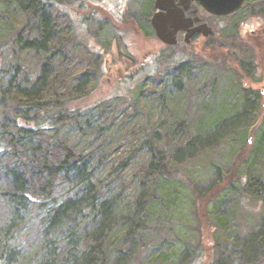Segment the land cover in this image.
Segmentation results:
<instances>
[{"label": "rangeland", "instance_id": "1", "mask_svg": "<svg viewBox=\"0 0 264 264\" xmlns=\"http://www.w3.org/2000/svg\"><path fill=\"white\" fill-rule=\"evenodd\" d=\"M63 1V10L73 16L98 17L76 25L84 34L74 42L77 52L80 49L83 54L85 44L97 46L104 54L105 65L116 52H130L137 66L130 67V74L135 73L136 79L151 76L145 85L147 91L139 99H111L112 108L117 107L112 120L109 113L88 110L69 123L66 135L63 133L90 155L94 180L107 198L116 202L117 226L105 243L108 264H264V194L255 196L247 185L251 168L255 176L264 177V0H248L227 17L203 13L217 32L216 40L241 54L243 61L239 62L222 49L221 55L220 50L213 54L218 61L208 59L203 36L188 46L182 38L173 50L168 48L152 34L150 19L155 0ZM116 3L120 5L110 12L112 15L97 7L113 10ZM13 6L8 0H0V91L13 75L8 69L24 45L18 43V34L28 25ZM51 12L59 25H70V18L61 10ZM244 40L254 49V61L249 57L252 53L243 54L236 45ZM171 53L186 58L180 70L174 64L159 62L161 56ZM20 54L25 66L34 70L35 78L40 76L38 59ZM90 64L94 67L93 62ZM121 65L111 69H129L127 63ZM182 77L186 85L179 89ZM107 78L104 76L89 98L112 91L121 93L128 85L131 94H137V82L121 86ZM179 121L189 126L190 136L179 128ZM150 136L157 145L169 148L175 176L150 180L148 190L153 184L157 189L148 212L133 206L130 214L135 216L126 220L125 207L141 194L139 165L146 159ZM190 139L195 140L194 146ZM228 182L229 187L200 211L193 186L207 193ZM7 187V182L0 179V260L7 259V244L23 242L16 264H42L61 247L51 243L52 235H46L34 211L17 214L10 208L2 195ZM78 187L76 180L71 181L59 193L75 192ZM138 219L143 221L141 228H136ZM106 220L102 210L97 212L89 206L76 223L84 232L101 234ZM4 221L11 223L5 227Z\"/></svg>", "mask_w": 264, "mask_h": 264}, {"label": "trees", "instance_id": "2", "mask_svg": "<svg viewBox=\"0 0 264 264\" xmlns=\"http://www.w3.org/2000/svg\"><path fill=\"white\" fill-rule=\"evenodd\" d=\"M8 4L17 7L19 14L28 20V25L18 34V43L24 45L15 55L17 60L8 69L12 70L13 75L6 88L0 91V179L3 178L8 184L2 195L17 214L34 211L42 221L46 235H52L51 243L61 247L60 252L49 254L42 264H108L105 243L117 226L116 202L107 198L94 180L95 168L90 155L63 133L66 135L65 129L69 123L77 121L88 110H100L102 115L109 113L107 116L112 120L117 107L112 108L111 99H139L147 91L145 85L151 76L136 79L138 77L134 73L130 79L136 81L129 79L120 83L124 86L137 82V94H131L133 90L128 85L124 92L112 91L109 95L89 98L103 82L106 68L104 54L100 48L89 44L82 47L81 54L80 49L77 52L74 42L84 36L76 25L98 19L97 15L73 16L70 11L63 10V0H8ZM53 9L61 10L70 18L68 27L59 25L56 15L51 12ZM216 33L214 29L211 36L205 37L202 45L205 46L207 58L218 61L213 54L220 50L218 54L221 55L222 49L230 51L236 62L243 61L235 48H232V52L230 47L216 40ZM247 42L244 40L236 45L243 54L252 53L249 57L254 61V49ZM105 48L109 52L110 49ZM20 53L38 59L40 76L35 78L34 70L30 65L25 66ZM197 54L202 55L201 52ZM185 59L171 53L161 56L159 62L165 66L174 64L180 70ZM92 62L94 67H91ZM185 85V78L182 77L177 86L180 89ZM178 126L190 136L189 126L185 122L179 121ZM151 138L145 149L146 159L139 165L141 194L135 202L125 207L123 216L126 220H132L135 216L130 214L133 206L148 212V205L152 203L157 189V185L153 184L148 190L146 185L150 180L158 182L175 176L169 148L157 145ZM190 144L194 146L195 140L190 139ZM253 170H249L247 185L260 198L264 194V177L255 176ZM75 180L79 183L75 192L59 193L65 184ZM230 183L224 187L214 186L207 193L193 186L200 211L206 210L207 205ZM89 206L97 212L102 210L108 219L101 234L84 232L76 223L79 215ZM4 223L8 227L11 221ZM143 226V221L138 219L136 228ZM75 228L78 230L75 231ZM6 248L7 259L0 260V264H16L24 243L20 242L17 246L7 244Z\"/></svg>", "mask_w": 264, "mask_h": 264}, {"label": "water", "instance_id": "3", "mask_svg": "<svg viewBox=\"0 0 264 264\" xmlns=\"http://www.w3.org/2000/svg\"><path fill=\"white\" fill-rule=\"evenodd\" d=\"M247 0H155L151 25L156 36L166 45L174 46L179 33L185 32V42L190 43L196 34L209 37L213 28L200 16L204 9L216 16H228L238 12Z\"/></svg>", "mask_w": 264, "mask_h": 264}, {"label": "flooded vegetation", "instance_id": "4", "mask_svg": "<svg viewBox=\"0 0 264 264\" xmlns=\"http://www.w3.org/2000/svg\"><path fill=\"white\" fill-rule=\"evenodd\" d=\"M248 1V0H247ZM247 3V2H246ZM246 3H245V5H246ZM120 5V4H119ZM119 5L116 3V5L113 7V10L112 9H108V8H106L105 9V7L103 6H100V5H98L97 7L99 8V9H103V11L105 12V11H108V13H113V11L115 12V9L117 8V6H118V8H119ZM244 5V6H245ZM243 6V7H244ZM242 7V8H243ZM92 9V8H91ZM111 10V11H110ZM154 10L156 11V9H155V4H154ZM154 11V12H155ZM204 12H206L204 9H202L201 10V12H200V16L201 17H204V15H203V13ZM110 13V14H111ZM206 13H208V12H206ZM110 14H108V15H110ZM209 14V13H208ZM112 15V14H111ZM209 15H211V16H214V17H216V18H218V17H227V16H216V15H212V14H209ZM229 16V15H228ZM205 18V17H204ZM116 19V18H115ZM150 22H151V19H150ZM213 30H214V28H213ZM201 36H203L202 34H196V35H194L192 38H191V41H190V43H187V42H185V32H181V33H179V41H178V43H177V45H179L180 43H181V40H182V38H183V42H184V44H186L187 46L188 45H190V44H192V43H194V40L195 39H198V38H200ZM204 37V36H203ZM166 45V44H165ZM177 45H174V47L175 46H177ZM169 46V45H168ZM149 56V55H148ZM133 57L134 56H132L131 54H130V52H129V54L128 55H124L123 53H118V52H116V54L112 57V59L111 60H108V63L106 62V68H105V75L104 76H106V77H108L107 78V80L108 81H110V82H113V83H115V84H120L121 82H128L129 81V79H130V77L133 75V74H130V72L132 71V69H133V67H137V66H135L134 64H133ZM146 57H147V55H146ZM149 58V57H148ZM148 58H146L145 59V62L146 61H148ZM109 62H111L112 63V66H110V63ZM122 63H127V66L126 67H129V69H121V68H118L117 69V72H114L111 68H113V66L114 67H116L117 65H118V67H122ZM142 64H144V63H140V65H142ZM139 65V66H140ZM132 69H131V68ZM111 76V77H110ZM110 77V78H109ZM104 78V77H103ZM104 81V80H103Z\"/></svg>", "mask_w": 264, "mask_h": 264}]
</instances>
